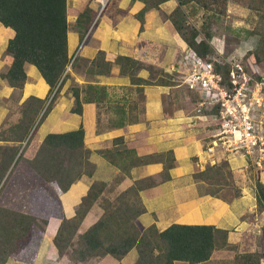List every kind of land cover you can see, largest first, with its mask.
<instances>
[{
    "label": "trees",
    "instance_id": "1",
    "mask_svg": "<svg viewBox=\"0 0 264 264\" xmlns=\"http://www.w3.org/2000/svg\"><path fill=\"white\" fill-rule=\"evenodd\" d=\"M148 1L159 7L166 0ZM228 2L229 0H179V5L168 15V19L188 47L214 63L215 70L222 77V84L231 88L229 77L232 64L214 60L212 55L215 49L211 43L214 37L213 26L227 15ZM146 8L148 5L139 13L141 21ZM250 8L264 13V0H252ZM186 9L190 11V15L203 11L202 28L190 24ZM68 15V0H0V22L15 31L7 45L6 52L11 56V64L2 74L3 79L10 86L23 89L28 78L25 64L30 63L38 68L50 88L48 98L30 96L23 102L21 116L11 124L14 136L0 139L6 142L0 144V168L3 169L0 181L13 164L5 185L0 189V264H6L11 258L26 261L31 255L34 257L52 218L60 221L54 236L60 254L69 255V248L73 247L70 255L77 260H83L87 256L96 258L106 255L121 260L127 252L136 248V264H175L176 261L201 264L208 261L217 248L229 244L227 231L214 225L179 223L162 231L156 225L143 229L138 223V217L147 211L140 195L144 179L135 181L124 190L115 191L114 184H119L130 173L131 168L138 164L162 163L166 169L174 167L176 157L173 150L155 152L140 158L134 146H122L125 143L123 135L117 136L110 141L113 147L102 152L103 157L119 169L114 181L112 184L95 181L91 186L85 187L79 181L83 175L92 176L96 165L89 159L90 150L86 147L84 125L67 132L51 131L40 139L38 128L51 112L62 87L72 76L69 67L75 66L76 58L73 60L69 54ZM81 17L78 22H82ZM142 29L143 26H140V30ZM250 33L256 37V45L249 53L262 70L264 31L255 28ZM145 65L130 56L108 55L105 51H99L91 61L89 71L109 73L113 68L119 67L120 73L130 76L133 84L172 86L176 90L171 104L179 107L178 109L189 112L188 105L192 104L194 107L198 106L196 110L200 115H218V105L199 107L203 100L201 90L187 88L183 91L177 86L173 74L164 71L155 80L139 77L138 71L145 68ZM146 67L152 68V65ZM254 76L261 78L258 73ZM71 92L75 101L71 111L80 115L83 114L85 104L99 106L109 99L107 86L91 82L82 85L74 82ZM49 99L50 102L47 103ZM43 110L44 113L38 120ZM120 111L123 112L120 125H123L125 120L130 119L126 117L124 107H120ZM24 142L26 144L22 149ZM250 165L252 168L255 166L252 163ZM228 167L229 162L225 160L204 171H197L195 177L215 178L217 175H225ZM259 170L254 173L253 178L256 182L257 206L262 211L264 182ZM8 185H11L10 190ZM24 186L27 189L32 187L31 194L39 193L34 206H41L42 214L22 206H17L16 210L9 206L7 199L10 201L9 198L16 189L28 194ZM16 196L20 199L22 194L17 192ZM32 198L29 196V200ZM99 199L102 200L103 213L87 230L79 233L84 218ZM69 206L71 215L67 212ZM262 258L261 251L249 250L236 253L233 264H264Z\"/></svg>",
    "mask_w": 264,
    "mask_h": 264
},
{
    "label": "crops",
    "instance_id": "2",
    "mask_svg": "<svg viewBox=\"0 0 264 264\" xmlns=\"http://www.w3.org/2000/svg\"><path fill=\"white\" fill-rule=\"evenodd\" d=\"M92 1L71 0L73 8L78 10L74 20L75 24L71 25L69 21L68 45L70 56L74 57L71 50L75 49V53H77L76 61L74 68H71L72 76L66 81L58 94L55 106L46 117L47 121L50 120V123H53L52 127L60 124V127H64L61 132H67L71 131L68 130L70 127L78 124L80 127L83 119L88 116L91 120L83 124L86 129L87 140L89 135L87 126L92 129V122L96 123V126L100 124L99 106L101 104L99 106L85 104L82 115L73 113L71 109L75 101L72 92H67L71 82L81 85L87 82L105 85L110 94L112 89H117L118 92L124 94L123 87H129V92L127 91L128 97L133 92L142 95L144 99L143 108L145 107V110L142 108L139 113H134L133 109L137 107L136 103L133 102L132 105L131 102L127 101L126 98L128 97L125 98V94L122 95L125 102L120 105L125 108L127 115L130 113L127 116L130 120H125L123 125H120V122L116 125V127L126 132L117 135L125 137V143L122 146H134L140 158L151 153L170 150L174 151L176 157L174 167L170 169H166L162 163L138 164L131 168L130 173L126 174L119 184H114L115 191H121L135 181L144 179L145 184L143 190L140 191V195L147 211L138 217V223H141V221L144 223V225H141L142 228L145 229L151 225H156L162 231L174 223L214 225L228 232L229 242H232L235 238L242 241L249 238L255 240L260 234L263 235L264 223L261 225L260 223L264 219V210H258L255 178H252L251 174L249 175L251 161L245 156L227 153L223 150H220L223 155H219L218 150L214 153L209 151L210 140L208 143L206 140L210 138L208 133L215 129L206 130L202 125L196 126L197 122H195L193 116L195 114L191 110L187 112L183 109H178L179 107L176 106H172V108L166 107L165 98L171 94L172 86L133 84L130 76L120 73L119 67L113 68L109 73L89 71L91 61L97 53L105 51L108 55H126L143 63L148 62L150 65H155L153 63L159 62V66L164 69L165 73L172 75L173 65L176 64L177 59L181 58L180 55L182 56L184 49L188 46L175 30L171 20L168 19V15L179 5V0H166L160 3L159 7L149 3L148 0H118L114 8L109 7L110 2L105 10L102 9L103 11H100L101 15L94 9V1L93 5ZM146 5H148V8H146L141 21L139 13L145 9ZM69 6L70 1L68 0V12ZM85 11L88 13H85ZM112 12L115 13L112 14ZM104 13H106L105 22L100 25L95 33L94 29H92L90 39L88 37L85 40V34L93 26L94 20H101V16ZM79 17L83 19L82 22H78ZM141 25L143 26L142 30H140ZM14 35L15 31L12 28L5 27L0 22V125L7 121L16 122L15 120L20 117L16 112L18 105L21 106L28 97L37 96L44 99L48 98L50 94L49 85L45 80L42 78L48 87H45L44 83L40 82V71L38 70L39 75L30 63L25 64L28 78L23 89L14 88L3 79L2 74L8 70L11 64V58L7 54L6 49L10 38ZM217 40L221 41L219 38ZM254 42H256V38L252 37V44ZM154 55L155 60L152 59ZM82 61L86 64L85 68H83L82 64H79ZM149 74L150 71L145 68L138 72V75L143 78H148ZM77 115L82 118L78 117L77 120ZM202 117L209 122L215 120V115L211 114H204ZM258 118L260 119V117ZM107 133L100 130L95 131L92 136V143L88 146L86 141V147L93 153L99 148H104V150L112 148L113 144L110 141L117 136L112 137L110 136L111 133H108L109 135ZM46 135L43 134L41 137L39 134L40 139H43ZM196 135L207 136L196 138ZM146 147L151 148V151H146ZM93 156L89 157V159L96 165L94 174L92 176H82L91 177L92 182L85 184L82 181V177L79 182L85 187L91 186L95 181H106L112 184L119 169L111 163L109 164L115 168L103 163L100 159L104 158L103 155L98 158ZM222 156L229 162L230 172L235 178L233 182H230L231 184H226L224 178L217 179V177L212 178L211 176L208 178L195 177L197 171H204L209 166L219 164L223 160ZM259 171L260 178L264 182V168ZM96 174L100 176L97 179ZM150 182L153 183L150 184ZM232 184L233 191L231 192L229 188ZM95 204L92 208L95 207ZM67 212L69 215L72 214V211L71 213L68 211V207ZM102 213L103 210L101 209L98 212H94V209L91 212L89 211L79 228V233L87 230L99 219ZM149 213L153 214V218H147ZM52 220L58 221L51 231L48 229L50 231L49 235H51L49 240L53 242V238L60 226V221L52 218L49 224H52ZM83 224L84 227H82ZM44 237L34 255L35 264H59V261L64 264H129L130 261L135 262V259L138 258L137 251L134 248L121 260L112 256L113 260L106 262L111 256L106 255L87 260L72 261L68 254L61 255L56 251L57 249H53L48 253L44 244V241L47 244L46 240H48V237L46 235ZM75 246L77 245L75 244ZM217 250L214 251L210 259L213 258ZM253 250L258 249L255 248ZM49 254L51 256H48ZM58 256H60V259ZM11 260L14 259H10L6 264L29 263L28 261L20 260H14L11 263ZM179 263L188 264L184 261L175 262V264Z\"/></svg>",
    "mask_w": 264,
    "mask_h": 264
},
{
    "label": "rangeland",
    "instance_id": "3",
    "mask_svg": "<svg viewBox=\"0 0 264 264\" xmlns=\"http://www.w3.org/2000/svg\"><path fill=\"white\" fill-rule=\"evenodd\" d=\"M69 1H70L69 21H70V24L73 25V24H75L74 20L76 19V13H77L78 9L73 8V3L71 2V0H69ZM93 1H94V5H93ZM93 1H92V5H93L94 9L101 15V12L103 10H105L106 6H108L110 2L111 3L109 5V7H113L114 8L118 0H112V1L111 0H107L106 5L103 8V10H102V3L100 1H98V0H93ZM251 1L252 0H229L227 15L222 17L221 19H219L217 24L213 26L214 29H213L212 32L214 33V37L211 39V43L213 44L214 49H215V52L212 55L214 60L224 61V62H228V63H231V64L233 62L240 61L245 66L246 70L251 75L254 76L255 74L258 73V71H263L264 72V69H262V70L258 69L257 65L255 64V61H254L255 59H254L253 55L249 53V51L254 49L255 45H256V42H254V44H252V37H254V36H253V34L250 33V31L252 29H255V28L264 31V15H263L264 13L263 12L260 13V12H258L256 10L251 9L250 8ZM187 9H186V13L189 12L188 21L190 22V24H195L197 27L202 28V23H203L202 22L203 21L202 12L203 11H198V12L190 15V11L189 10H191V9L190 8H189V10H187ZM114 13L115 12H112V14H114ZM105 16H106V13L102 14L101 20H99V21L94 20L93 26L88 31V33L85 34V38H86L85 40H87L88 37L90 39V33H91L92 29H94V33H95L99 29L100 25L105 22ZM107 16H108V12H107ZM201 35L203 36L204 33H202ZM218 38L221 39V41L217 40ZM181 47H182V45H181ZM71 52H72V55H74V57H73V60H74L76 55H77V53H75V49H72ZM180 57H181V55H180ZM10 58H11V56H10ZM152 59L155 60V55L153 56ZM179 60L180 59H177L176 66L179 64L178 63ZM147 63L148 62L145 63L146 64L145 65V69L150 71L148 79L155 80L158 77V75H160L161 73L164 72V69L159 66V62L153 63L155 65L151 64L152 68L146 67L147 65H150L149 63L148 64ZM79 64H82L83 68L86 67V64H84V61H82V63H79ZM32 66L36 69V71L40 75L38 69L34 65H32ZM89 67H90V65H89ZM71 68L72 67L70 66L69 67L70 71H71ZM173 75L175 76L176 82L178 83L177 86L181 87V89H183V91H186L185 89H187V87L185 85H182V83H181L182 74L180 72H178V71H173ZM39 77H40V82L44 83L41 75ZM136 77H138V76H136ZM72 84H73V82H71V85ZM44 85H45V87H48V85L46 83H44ZM147 85L152 86V84H145V86H147ZM128 89H130V88L126 87V86L123 87V91H124V94H125L124 97L125 98L128 97V92H129ZM131 90H132V88H131ZM175 90L176 89H172L171 88V94H169V96L165 98L166 107L172 108L171 101H172V98L174 99L173 95H174ZM69 91H71V86H70V88H69V90L67 92H69ZM124 94L121 93V92H118L117 89H112L111 90V94L109 93V99L107 100V102L104 103V104H101L99 106L100 107V110H99V123L100 124L97 123L98 126H96V123L92 122V125H91L92 129H89V126H87L89 135H88V139L86 141H87V145L88 146L92 143V141H93L92 136L94 135V132L97 131V130H100L102 132L111 133L110 136H112V137L113 136H117L119 134L126 133L124 130H121V129H119V127H116L117 123L120 122L121 118H122L121 114L123 112L120 111V107H122V105H120V104H123L125 102L124 98H122L123 97L122 95H124ZM126 99H127L128 102H131L132 105H133V102L136 103L137 107L135 109H133L134 113H139L140 111H142L143 104H144L143 103L144 99H143L142 95L135 94V92H133L132 94H129V97L126 98ZM186 101H189V100L186 99ZM49 102H50V99L47 101V103H49ZM74 105H75V102H74ZM169 105H171V106H169ZM54 106H55V102L53 103L51 110L53 109ZM188 106H189V110H191V111L193 110V113L195 114L193 116L195 118L194 119L195 122H197L196 126L202 125L206 130L212 129V128L215 129L212 132L208 133V136L210 135V138H207V140H206V142L208 143L209 140L211 141L213 135L217 132V128H218L217 122L215 120L213 122H209L207 119L203 118L202 115H197L198 113H197L196 108L198 109V106L194 107L192 104H190ZM21 107H22V105L21 106L18 105V108L16 110V112L18 113V116H21ZM143 110H145V107L143 108ZM43 113H44V110L41 112L38 120L43 115ZM129 115H130V113H128V115L126 114V117L129 116ZM78 117H80V115H77V117H76L77 120H78ZM80 118H82V117H80ZM83 118H84V115H83ZM84 119H85V121H84ZM84 119H83L82 124H86L87 122H89L91 120V118H89L88 116H86ZM15 121H17V119ZM92 121H93V119H92ZM13 123H15V122L7 121L6 123H3V124L0 125V139L14 136L12 134V131H11V124H13ZM52 125H53V123H50V120L47 121V118H46L44 120V122L39 127L38 132H39L40 136L43 135V134L46 135L47 133H49L52 130L63 131L64 127L63 128L60 127L61 126L60 124L58 126H54V127H52ZM78 127H79V124L74 126V127H70L68 130H74V129L78 128ZM108 133H107V135H109ZM199 136L200 135H196L195 137L198 138ZM205 136H207V135H205ZM205 136L201 135L200 137L204 138ZM26 142L23 143L22 149L24 148ZM3 143H6V142L0 140V144H3ZM145 150L146 151H151V148L146 147ZM103 151H104V148H102V149L99 148V150H97L95 153L90 151V154H91V156L95 155L93 157L98 158L100 155H102L101 153ZM218 154L219 155H223V153L220 150H218ZM1 157H2V155L0 154V163L2 161ZM222 158H223V156H222ZM100 159L103 161V163H107L110 167L115 168L114 166L109 164V162H107V160L105 158H100ZM222 161H225V159L223 158ZM12 168H13V164L8 168L7 171H5V175L3 176L2 180L0 181V189L5 185V183L7 181V177L11 173ZM193 168H194V165H193ZM250 170H251V173H250ZM258 170L259 169H257L256 166H254L252 168L251 165H250L249 166V175L251 174V177L253 178L254 177V173H256ZM225 171H227L225 173V175H217V179L224 178L225 182H228V183L233 182V179H235V178H233V175L231 174V172L229 170V167H228V169L226 168ZM2 172H3V169L0 168V174H2ZM99 177L100 176L98 174H96V179L99 178ZM157 179H158V177H157ZM82 181L85 184H90L92 182V179H91V177L85 176V177H82ZM7 187H8L9 190L11 189V185H8ZM24 188L27 190L28 194H25V193L23 194V192H19V190L16 189L14 194H13V196L12 195L10 196L11 197V198H9L10 201L7 199L8 204L11 207V209H15L16 210L17 206H22V207H24V209H29V211H34V212L38 211V213L42 214L43 211L41 210V206H37V205H36V207L34 206L36 200H38V198H39V197H37L39 195V193L36 192L34 194V192H33L31 194L30 192H32V187L30 189H27V187L24 186ZM214 188H216V187H214ZM232 188H233V184L229 188L231 192L233 191ZM118 191L116 190V192H118ZM17 192L19 194H22L20 199L17 198V196H16ZM231 194H233V193H231ZM29 196H31L33 198L31 200H29ZM0 199H1V197H0ZM93 209H94V212L95 211L98 212V211H100V209L103 210L102 209V200L101 199H99L96 202L95 207L92 208V210ZM92 210H90V212ZM258 210H259V208H258ZM68 211L71 213V210H70L69 207H68ZM90 215H89V217H90L89 219L91 220V216ZM147 218H153V214L149 213ZM142 220H143V218H142ZM56 222H58V221L57 220H52V224H49L50 226L47 225L48 228L46 229V232L44 234V236L46 235L48 237V240H46V241H47V244L48 243L49 244L47 245L45 243V241H44V244H45V246H46V248L48 250V253H50L51 250H53V249H55V250L57 249L56 251H58L60 253L57 245L54 242V238H53V242L49 240L50 236H51V235H49V232L56 225ZM261 222L262 223H260V225L264 223V219H262ZM139 224H140V226L144 225V223L142 221ZM82 227H84V224H83ZM48 229H50V231ZM43 238H45V237H43ZM228 243L229 244L227 246H225V247L222 246L220 248H217L218 250L216 251V253L213 256V258L210 259L208 262H205L203 264H233V261H234L233 257H234V255L236 253L253 250L255 248L262 252V254H263L262 262L264 263V234L263 235L260 234L258 236V238L255 239V240H252V238H249V239H244L242 241V240H239V239L235 238L232 242L228 241ZM74 247H76V246H74ZM43 248H44V245H43ZM72 248L73 247L69 248L70 249L69 250V257H70V259L72 261L73 260L77 261L76 258H74V257H72L70 255V254H72ZM32 249H33V247H32ZM135 250L137 251L136 248H135ZM128 253L129 252H127V254ZM136 253H137V257H138V251ZM48 256H51V254H49ZM58 257L60 259V256H58ZM90 258L91 257L87 256L84 260H87V259H90ZM14 260H11L10 262L13 263ZM34 260H35V256L32 257V255H31L26 261L29 262L28 264H31V263H34ZM112 260H113V257L110 256V259L106 260V262H110ZM137 260H138V258L135 259V262L130 261L129 264H136ZM59 264H64V263L59 261ZM179 264H184V263H179Z\"/></svg>",
    "mask_w": 264,
    "mask_h": 264
},
{
    "label": "built area",
    "instance_id": "4",
    "mask_svg": "<svg viewBox=\"0 0 264 264\" xmlns=\"http://www.w3.org/2000/svg\"><path fill=\"white\" fill-rule=\"evenodd\" d=\"M101 3L103 9L106 3ZM178 63L172 70L182 74V85L201 90L203 100L199 107H219L215 116L217 132L208 150L240 154L258 169L264 168V72L258 71L259 79L242 62H233L229 77L232 86L228 88L222 84L214 63L193 48L187 46Z\"/></svg>",
    "mask_w": 264,
    "mask_h": 264
},
{
    "label": "bare ground",
    "instance_id": "5",
    "mask_svg": "<svg viewBox=\"0 0 264 264\" xmlns=\"http://www.w3.org/2000/svg\"><path fill=\"white\" fill-rule=\"evenodd\" d=\"M99 1H100V2H104V3H106L107 0H99Z\"/></svg>",
    "mask_w": 264,
    "mask_h": 264
}]
</instances>
